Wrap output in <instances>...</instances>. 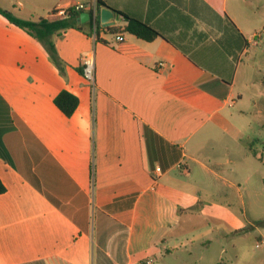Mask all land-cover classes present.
<instances>
[{
  "label": "crops",
  "instance_id": "1",
  "mask_svg": "<svg viewBox=\"0 0 264 264\" xmlns=\"http://www.w3.org/2000/svg\"><path fill=\"white\" fill-rule=\"evenodd\" d=\"M93 1L0 7L37 22ZM103 1L116 32H55L61 66L0 13V264H190L176 254L192 219L211 224L196 241L227 264L243 238L264 243V4ZM124 15L160 36L127 32ZM92 50L95 90L81 72ZM64 90L79 100L70 117Z\"/></svg>",
  "mask_w": 264,
  "mask_h": 264
},
{
  "label": "trees",
  "instance_id": "2",
  "mask_svg": "<svg viewBox=\"0 0 264 264\" xmlns=\"http://www.w3.org/2000/svg\"><path fill=\"white\" fill-rule=\"evenodd\" d=\"M98 9L100 10L102 6H105L103 0H96ZM0 13L4 15L11 23L26 31L31 36L39 39L47 49L51 60L58 66H61L62 62L58 55L57 49L53 41L50 39L52 35L59 30H66L69 28L77 29L93 37L94 35L97 38V41H101L100 33L102 30V24L98 18L96 23L93 20H90L87 23H79L77 21L78 14L70 11V16L68 18H43L40 21H31L25 20L15 16L13 13L2 9L0 7ZM125 20L127 21L126 31L137 36L140 39L152 41L156 39L160 34L147 23L124 15ZM108 31L116 32L114 27L107 26L105 27ZM82 72V70H81ZM56 105L67 115L72 116L76 111L79 100L72 93L64 90L55 98ZM6 192V186L0 178V194ZM257 225L264 226V222L258 221Z\"/></svg>",
  "mask_w": 264,
  "mask_h": 264
},
{
  "label": "rangeland",
  "instance_id": "3",
  "mask_svg": "<svg viewBox=\"0 0 264 264\" xmlns=\"http://www.w3.org/2000/svg\"><path fill=\"white\" fill-rule=\"evenodd\" d=\"M258 1V0H256ZM262 4H264V0H259ZM264 6V5H263ZM264 34V31H263ZM259 40V53H257L259 58H264V37ZM260 68L264 72V60H261L259 63ZM264 120V118H263ZM260 135L262 139L264 140V131L260 130ZM264 144L262 143L261 146ZM211 229V224L209 223H203L202 221L192 219V221L187 222L184 224V234L186 239H188V251L187 250H181L176 255H180V261H182L185 258V261H189L190 264H195V260H199L200 257L203 255L205 256L207 261H204V264H215V262H211L210 258L213 257L212 255L216 253L217 246L213 247H201L197 237L201 234H203L205 231H208ZM209 240H211V234L209 235ZM194 241V246H189L190 242ZM258 245V248L256 246ZM241 246L243 248V252L240 253L239 257H234L230 253L225 254V261L227 264H250V261L253 259H262L264 256V243H262L260 238H253V239H245L243 238L241 240ZM192 253V255L190 254ZM170 263L173 261V258H170ZM196 260V262H197Z\"/></svg>",
  "mask_w": 264,
  "mask_h": 264
},
{
  "label": "built area",
  "instance_id": "4",
  "mask_svg": "<svg viewBox=\"0 0 264 264\" xmlns=\"http://www.w3.org/2000/svg\"><path fill=\"white\" fill-rule=\"evenodd\" d=\"M70 11L73 13H76L80 15L82 12H89L91 14V19L95 23L97 19H100V10L98 9L96 0L90 3H84V4H77L74 7L70 9H57L52 13V16L54 18H68L70 16ZM107 27V26H105ZM94 42H97V38L94 35L91 37ZM117 41L122 42L124 41V37L121 35H118L116 37ZM81 65H82V75L86 81L90 83L92 88L95 90L96 88V67H95V51L92 50L90 52L85 53L82 56L81 59ZM158 171L161 169L158 168ZM153 259H149L146 261L147 264L153 263Z\"/></svg>",
  "mask_w": 264,
  "mask_h": 264
},
{
  "label": "water",
  "instance_id": "5",
  "mask_svg": "<svg viewBox=\"0 0 264 264\" xmlns=\"http://www.w3.org/2000/svg\"><path fill=\"white\" fill-rule=\"evenodd\" d=\"M118 15V13L110 8L109 6L105 5L102 6L100 9V22L104 26H110L115 23V18ZM91 19V14L89 12H82L78 18L77 21L80 23H87Z\"/></svg>",
  "mask_w": 264,
  "mask_h": 264
}]
</instances>
